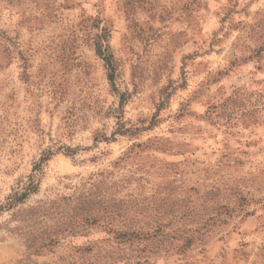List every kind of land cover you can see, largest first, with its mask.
I'll return each mask as SVG.
<instances>
[{"label": "rangeland", "instance_id": "374dc122", "mask_svg": "<svg viewBox=\"0 0 264 264\" xmlns=\"http://www.w3.org/2000/svg\"><path fill=\"white\" fill-rule=\"evenodd\" d=\"M68 259L264 264V0H0V264Z\"/></svg>", "mask_w": 264, "mask_h": 264}, {"label": "trees", "instance_id": "16d2710c", "mask_svg": "<svg viewBox=\"0 0 264 264\" xmlns=\"http://www.w3.org/2000/svg\"><path fill=\"white\" fill-rule=\"evenodd\" d=\"M97 49H98L99 55L102 56V58L104 59V61L106 63L107 68L110 71L109 81L111 84H113L114 79H115L114 78V73H115L114 72V66H113V63L111 61V56L109 54H106L107 47L104 45L103 40L98 41ZM91 187H94V188H90L88 190H80V191L76 192V194L74 196H70L69 198H67V203L70 206H71V204H73L75 206L72 209V212H70L68 214V216H66V218H65V224L67 226V229H72L71 231H73L74 228L81 226L79 224L92 225V224H96L98 222L97 219H99L100 217H99V214H97L95 211V206L99 204L97 202L99 199V196L94 191V189L97 188L96 183L91 184ZM37 189H38V183L35 182L33 179H31L29 186H28L27 190L25 191V193H23L21 196L15 195L14 196L15 198L13 201H15V203L17 201H20V202L24 201L28 197L29 194L35 193L37 191ZM77 193H78V195H77ZM80 200L87 202L89 204V206L83 207V209H81L79 207ZM15 203L11 201V203H9V207H13ZM75 209H77L78 211L76 212ZM74 211H75V213H74ZM76 223L78 224V226L75 225ZM66 264H75V262L73 261V259H71V260L68 259Z\"/></svg>", "mask_w": 264, "mask_h": 264}]
</instances>
